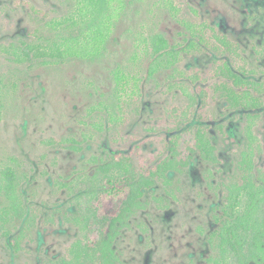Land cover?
Masks as SVG:
<instances>
[{"label": "rangeland", "instance_id": "374dc122", "mask_svg": "<svg viewBox=\"0 0 264 264\" xmlns=\"http://www.w3.org/2000/svg\"><path fill=\"white\" fill-rule=\"evenodd\" d=\"M71 1L0 0V183L4 170L15 172L20 206L17 214H7L0 189V264H48L66 257L70 244L84 234L72 220L89 216L94 186L88 181L98 160L123 153L134 169H147L166 155L164 143L172 136L177 159H188L187 165L167 173L168 186L156 183L144 190V206L120 229L114 247L120 264H206L214 254L207 237L219 226L215 217L223 185L236 175L238 152L246 145L244 112L209 93L203 123L219 162L208 164L197 154L187 158L196 119L189 98L195 86L210 84L214 53L182 54L171 77L162 70L152 78L148 56L133 60V54L140 36L157 33L180 49L186 42L180 21H206L240 46L235 64L264 85V0H171L176 17L162 0H126L97 60L15 63L3 52L2 45L49 36L45 22L63 16ZM117 68L140 79L137 94L122 98V111L114 105ZM188 71L199 72L202 80L192 83ZM177 83L181 87H174ZM262 96L255 133L263 150L257 163L264 170ZM110 111L120 117L110 121ZM253 218L264 220V203ZM10 238H18L19 251L11 248ZM226 261L236 264L230 254Z\"/></svg>", "mask_w": 264, "mask_h": 264}, {"label": "trees", "instance_id": "16d2710c", "mask_svg": "<svg viewBox=\"0 0 264 264\" xmlns=\"http://www.w3.org/2000/svg\"><path fill=\"white\" fill-rule=\"evenodd\" d=\"M71 2L63 16L45 22L49 36L41 38L40 42L20 40L2 45L3 52L11 56L15 63L37 62L42 65L72 59L94 61L101 58L115 21L126 8V0ZM162 2L169 14L176 17L178 8L171 0ZM31 11L38 16L42 14L33 7ZM192 12L196 14L195 10ZM180 24L186 31L184 46L180 49L171 46L159 33L148 38L140 36L133 60L148 56L149 78L162 70H169L171 77L178 71L177 63L182 54L214 53L215 58L207 72L210 84L195 86L189 98L196 107V119L191 128L192 139L186 143L187 158L197 154L208 164L219 162L216 148L209 138V126L203 123L202 112L210 94L223 99L227 108L244 112L246 145L238 152L236 175L223 185V203L219 207L220 214L215 217L219 226L207 237L214 254L208 257L206 264H232L226 261L228 254L236 264H264V220L253 218L264 203V170L257 163V157L262 156L263 150L259 135L255 133L261 118L258 110L263 105L264 85L247 78L246 68L235 64L240 58V46L230 41L217 27L206 21L192 23L182 20ZM185 75L192 83L196 79L202 80L197 71H188ZM113 81V95L117 100L114 105L120 109L122 98L137 94L140 79L137 74L117 68L113 72ZM174 87L181 86L177 83ZM112 112H108L110 121L120 117ZM216 129L223 133V126L218 125ZM175 139L176 136L167 138L164 143L166 155L140 171L134 169L127 154L117 153L109 156L108 160H98L96 173L88 181L94 186L91 189L94 201L90 205L89 216H74L72 220L84 234L70 244L66 257L48 264H120L114 247L115 240L130 216L144 206V190L156 183L168 186L171 181L167 173L180 171V167L188 163V159H177ZM2 176L0 189L8 201L6 213L14 211L17 214L20 207L15 191L17 176L10 168L4 170ZM244 198V209L241 211ZM9 245L14 251L20 250L18 238H10Z\"/></svg>", "mask_w": 264, "mask_h": 264}]
</instances>
